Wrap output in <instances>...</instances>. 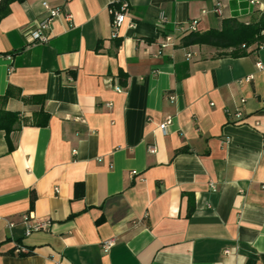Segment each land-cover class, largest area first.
<instances>
[{"label": "crops", "instance_id": "1", "mask_svg": "<svg viewBox=\"0 0 264 264\" xmlns=\"http://www.w3.org/2000/svg\"><path fill=\"white\" fill-rule=\"evenodd\" d=\"M43 2L71 20L30 46ZM127 2L117 39L120 0L6 6L0 112L19 123L12 150L0 131V264H264V46L233 58L176 31L256 23L264 0ZM27 214L47 228L25 236Z\"/></svg>", "mask_w": 264, "mask_h": 264}, {"label": "built area", "instance_id": "2", "mask_svg": "<svg viewBox=\"0 0 264 264\" xmlns=\"http://www.w3.org/2000/svg\"><path fill=\"white\" fill-rule=\"evenodd\" d=\"M42 7L46 13V16L39 20L34 21L27 27L25 31V37L29 43L30 46H37V45H44L49 41V32L51 28V23L59 18L63 17L64 20L67 22H70L71 16L67 13H64V11L61 8H51L47 3L43 2ZM128 2L127 0H120V6L117 11H111V39H117L118 30L123 25L126 19V12L128 10ZM212 13L216 16L221 17L222 12V6L221 4H217L214 9L212 10ZM168 23L167 17L165 16L164 12H160L157 18V24L161 28L162 31L165 28L166 24ZM247 25V24H246ZM176 31L180 33V35L185 36L191 33H197L198 32V21L192 20L189 23L185 25H180L177 27ZM174 45V37L170 34H167L163 38V43L161 44L162 48H166L169 46ZM187 58H190V55H187ZM256 68L258 70H262V66L260 63L256 64ZM252 77H247L241 82L248 83ZM116 91H120V89L116 88ZM171 100H173V97H171ZM234 118L237 120V123H243V115L241 112H236L234 114ZM172 123V118L168 117L166 118L158 127L159 131L165 135L167 133L168 127ZM255 126H259V123H255ZM151 153L155 152L154 148L150 149ZM32 217L30 215H23L22 216V223L25 225V236H29L32 232L44 230L47 228V225L44 223H32L31 222ZM9 226H13V224H10ZM112 241L105 242L103 244V249L105 252H107L112 247ZM226 255L229 254V252H225ZM59 264V263H55Z\"/></svg>", "mask_w": 264, "mask_h": 264}, {"label": "trees", "instance_id": "3", "mask_svg": "<svg viewBox=\"0 0 264 264\" xmlns=\"http://www.w3.org/2000/svg\"><path fill=\"white\" fill-rule=\"evenodd\" d=\"M24 0H0V20L7 15L6 6L12 2ZM184 47L208 46L221 51H228L233 58L245 57L254 49L264 46V14L256 23L245 25L236 20H223L220 30H209L205 33H191L180 38ZM18 114L0 112V131H4L12 150L9 136L17 130Z\"/></svg>", "mask_w": 264, "mask_h": 264}]
</instances>
